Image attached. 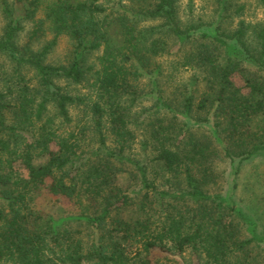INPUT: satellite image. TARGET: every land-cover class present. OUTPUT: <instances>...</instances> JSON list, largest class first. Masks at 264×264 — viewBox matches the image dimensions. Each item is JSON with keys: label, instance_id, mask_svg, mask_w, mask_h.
Here are the masks:
<instances>
[{"label": "trees", "instance_id": "1", "mask_svg": "<svg viewBox=\"0 0 264 264\" xmlns=\"http://www.w3.org/2000/svg\"><path fill=\"white\" fill-rule=\"evenodd\" d=\"M211 1L0 0V264H264L231 191L264 151V27L252 46L238 0Z\"/></svg>", "mask_w": 264, "mask_h": 264}, {"label": "rangeland", "instance_id": "2", "mask_svg": "<svg viewBox=\"0 0 264 264\" xmlns=\"http://www.w3.org/2000/svg\"><path fill=\"white\" fill-rule=\"evenodd\" d=\"M213 6L214 4L211 0H181V13L184 18L187 16L195 18L202 16L205 20H211L215 17ZM237 6H243L242 11L232 14V17L226 21L225 26L233 29L237 26L239 20H245L250 25L248 30L250 34L249 41L254 46V41L252 42L255 38L254 31L257 32L264 27V4L260 0H238ZM41 15V13L38 14V16ZM4 23L3 16L0 13V34L3 32ZM32 26V22L25 23L24 31L20 34L21 42L26 41ZM52 36L53 34L47 30L39 40L34 42V46L36 48L40 47L50 40ZM71 50L72 41L68 36H61L48 55V60L53 63L66 61L70 56ZM97 54V52L93 53L90 58L92 59ZM183 74L187 75L188 73L184 72ZM135 149L140 155L142 152L144 153L141 143H136ZM145 157L144 155L143 158ZM219 165L224 174L221 184L225 189H229L232 186L229 177L231 164L229 160H226L220 162ZM236 182V186L233 189L231 188V191L234 192L238 204L251 214L257 220L261 229L264 230V151L255 154L242 163ZM37 203L39 207L55 214L72 209V205L66 199L48 193H42Z\"/></svg>", "mask_w": 264, "mask_h": 264}]
</instances>
